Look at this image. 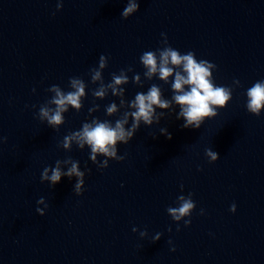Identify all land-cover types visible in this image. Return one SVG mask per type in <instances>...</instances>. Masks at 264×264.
<instances>
[{
	"label": "clouds",
	"instance_id": "obj_1",
	"mask_svg": "<svg viewBox=\"0 0 264 264\" xmlns=\"http://www.w3.org/2000/svg\"><path fill=\"white\" fill-rule=\"evenodd\" d=\"M137 8V4L130 3L125 8L123 15L127 16ZM194 56L195 53L191 51L181 55L178 50L172 48L171 46L163 48L159 54L160 79L166 81L168 77L172 75L173 69L168 67L169 63L177 66L183 65V70L187 73V78L177 73L175 76V81L172 85L175 92L178 93L173 97V99L177 104L182 106L180 116H183L185 119V123L183 125L184 128H188L190 126L199 128L204 116L215 115L211 105L223 106L230 98V91L226 87H214L209 80V77L212 75L209 69L216 67V65L208 62L207 60L197 61ZM141 61L148 69L146 75L150 77L152 74L157 72V58L155 53L150 51L145 52L141 56ZM100 67H104L103 56L101 57ZM91 71H93V81L100 78L99 71ZM112 79L114 85H120L121 83L127 81V77L124 75H113ZM70 84L72 88L75 89V91L69 92L66 95L61 93L56 85L52 86L51 90L55 91L56 93L53 103L57 106V108L51 115L49 114V110L46 108H41L40 110L41 117L46 118L50 125H59L62 123L63 117L61 113L66 111V105L71 104L75 108L80 107V97L84 95L85 85L81 79L75 77L70 78ZM184 85H190V91L185 92L183 90ZM109 87H112L113 93H116L117 89L113 85H109ZM120 91L122 92L123 90L121 89ZM94 94L97 96H103L104 88L101 87V89ZM160 95V90L155 85L151 87L146 95L143 93H138L136 95L135 100L132 103V107L136 108L137 110L130 114L134 121L131 129L126 131L123 126L125 123H127V116L129 115L128 113L125 114L124 120L116 122L115 128L111 127L107 123H96L95 127L85 124L83 126L82 132L74 133L72 137H65V147L68 146V143L72 138L79 137L81 141L91 146L93 160H95L96 153H102L105 156L122 160L123 157H116L115 145L117 141L127 144L136 129H138L141 120H143L145 124L151 125L154 114L153 105H157L161 108H167L169 106V102L162 101ZM247 95L250 97L248 104L249 110L259 115L261 106H264V82H256L250 89H248ZM107 111L109 114L115 112L116 106L114 104L111 105ZM161 131L165 132L166 130L162 129ZM169 139H171L170 135ZM80 146L83 147V143H81ZM207 154L211 156L213 160L217 159L218 153L207 150ZM59 163L60 162L57 161V167L51 170L52 175L50 177L47 175L48 169L45 168L41 174V180H50L53 185L59 183L62 176L61 170L58 166ZM63 174L68 176L73 174L77 176L83 175L78 171L76 163H73L68 172ZM82 183V180L78 181L76 185L77 190L80 189ZM180 199L183 201V203L178 209H168L175 219H179L182 216L188 215L190 210L196 206L195 202L191 198L184 199L183 197H180ZM230 211L233 213L236 211L235 204L231 206ZM190 223V220L185 221V225H189ZM172 250L174 251L175 249Z\"/></svg>",
	"mask_w": 264,
	"mask_h": 264
}]
</instances>
